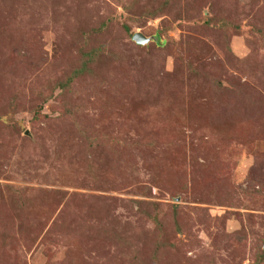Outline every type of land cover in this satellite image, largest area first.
I'll return each instance as SVG.
<instances>
[{"label":"rangeland","instance_id":"rangeland-1","mask_svg":"<svg viewBox=\"0 0 264 264\" xmlns=\"http://www.w3.org/2000/svg\"><path fill=\"white\" fill-rule=\"evenodd\" d=\"M0 264H264V0H0Z\"/></svg>","mask_w":264,"mask_h":264},{"label":"water","instance_id":"water-1","mask_svg":"<svg viewBox=\"0 0 264 264\" xmlns=\"http://www.w3.org/2000/svg\"><path fill=\"white\" fill-rule=\"evenodd\" d=\"M133 39L138 43V44H143L147 41V39L144 38L143 35L140 33H136L133 35Z\"/></svg>","mask_w":264,"mask_h":264}]
</instances>
